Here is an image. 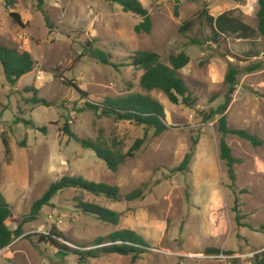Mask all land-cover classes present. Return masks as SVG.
<instances>
[{
	"label": "rangeland",
	"instance_id": "1",
	"mask_svg": "<svg viewBox=\"0 0 264 264\" xmlns=\"http://www.w3.org/2000/svg\"><path fill=\"white\" fill-rule=\"evenodd\" d=\"M11 1L0 0V45L30 53L35 66L11 86L0 64V194L16 216L29 215L33 204L65 176L117 186L124 194L142 189L144 198L117 203L65 190L24 226V235L0 251V264H251L253 255L264 251V66L245 71L264 60L258 0H139L153 20L149 34L136 33L139 16L105 0ZM203 10L214 19L225 15L219 37ZM11 13L19 14L23 26ZM189 21L192 26L182 30ZM88 43L107 52L113 65L91 57ZM139 51L156 52L167 65L170 55L187 53L190 63L179 75L195 104H172L160 91L143 90L142 72L131 65ZM230 65L240 74L226 114L229 128L261 142L253 146L237 136L226 138L241 161L235 166V189L220 158L219 116L206 119L223 103ZM68 81L88 96L67 86ZM32 89L38 91L35 98ZM134 94L149 95L164 106L165 133L155 136L153 129L83 110L86 102L102 104ZM66 124L77 137L101 139L123 153L145 136L146 141L135 158L112 172L65 133ZM187 154L188 169L172 172ZM237 197L242 225L234 211ZM81 202L117 212L119 224L84 213ZM54 228L63 234V246L85 253L109 246L113 234L130 230L147 242V253L133 261L132 256L98 252L80 261L77 254L66 255L40 241Z\"/></svg>",
	"mask_w": 264,
	"mask_h": 264
},
{
	"label": "trees",
	"instance_id": "2",
	"mask_svg": "<svg viewBox=\"0 0 264 264\" xmlns=\"http://www.w3.org/2000/svg\"><path fill=\"white\" fill-rule=\"evenodd\" d=\"M8 5L12 4L11 0H6ZM108 3L119 5L124 12L132 13L141 18V22L135 27L138 34H149L153 28V20L149 11L143 6L139 0H105ZM258 33L264 38V0H258ZM176 15H178L176 11ZM203 17H207L212 24V31L215 37H219L225 21V15L214 19L207 15V11L203 10ZM14 21L23 26L19 14L11 13ZM47 19V18H46ZM48 20V19H47ZM193 22H186L182 26V30H187L192 26ZM195 44L198 45L196 41ZM89 55L96 59L103 65H113L111 56L92 44H87ZM264 56V52H263ZM190 63V57L185 52L172 54L169 57V64L162 62L161 57L156 52L139 51L136 52L132 58V66L142 72L140 78V86L147 92L160 91L172 104H183L192 107L195 104V99L192 97L186 83L180 77L179 72ZM0 64L3 67L4 77L9 85L15 86L18 81L25 75L31 73L35 66V61L32 55L28 52H19L16 49L9 48L5 45H0ZM264 66V60L255 63L251 67L245 69L248 73L261 70ZM240 71L233 65L228 67L225 76L226 93L224 95L223 103L217 109L212 110L206 119H212L219 116L218 132L221 136L220 139V158L225 163L227 168V175L230 181V188L236 187V171L235 166L240 164L241 161L236 159L228 145L226 138L229 135L237 136L241 139L249 141L253 146H260L261 142L258 139L244 130H233L229 128L227 120V111L232 103L233 96L237 90L238 75ZM67 86L76 89L84 98L88 95L81 92L79 87L71 81H68ZM34 98L37 96L38 91L32 89ZM33 103H41L49 106L44 100L34 99ZM84 111H91L96 116L113 119L115 121H125L135 123L139 126H144L154 130L155 136H160L168 130L165 123V109L164 106L149 95L134 94L120 99H107L102 104H94L86 102ZM24 124L31 126L42 133H46V128H38L31 120L23 121ZM65 133L73 140H75L83 149L91 150L95 155L105 162L106 166L112 172H117L119 168L124 165L128 160L136 157L137 152L144 145L146 136L135 142L126 153L116 149L113 144L102 141L101 139L85 140L77 137L70 129L69 125H65ZM6 147V153L9 154V145L6 140H3ZM24 147L25 143L20 144ZM191 155L187 154L182 164L174 168L172 172H181L188 169ZM75 189L84 192L94 197H103L113 202H135L144 198L142 189L134 190L131 193L124 194L117 186H110L107 184H97L89 182L82 177H68L65 176L59 181L53 183L43 196L37 200L30 211L29 215L16 216L7 202L6 198L0 194V251L8 248L17 238L24 235V226L38 219L41 210L44 207H50L52 200L57 194ZM80 209L87 214L97 217L100 221L111 225H118L120 222V215L108 208L90 202H81ZM234 211L236 213V222L242 225V214L240 211V199H235ZM13 225V228L10 227ZM248 227V226H245ZM252 229V228H251ZM264 232V226L261 228ZM64 241V236L56 228L52 229L48 234L40 236V241L49 243L52 246L66 250L67 254H77L80 261H87V258L97 257L98 252L105 254H118L120 256H132L133 261L140 258L141 255L147 253V242L136 232L124 230L113 234L110 238V245L103 247L101 250H92L90 252H77L74 249L63 246L61 241ZM99 245L104 243V240L97 242ZM208 253L214 254L216 251L209 250ZM251 264H264V251L253 255Z\"/></svg>",
	"mask_w": 264,
	"mask_h": 264
}]
</instances>
